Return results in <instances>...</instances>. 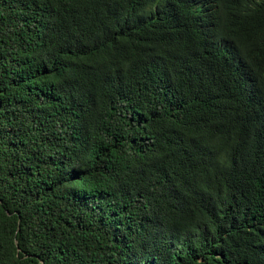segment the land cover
Listing matches in <instances>:
<instances>
[{
  "label": "trees",
  "instance_id": "obj_1",
  "mask_svg": "<svg viewBox=\"0 0 264 264\" xmlns=\"http://www.w3.org/2000/svg\"><path fill=\"white\" fill-rule=\"evenodd\" d=\"M0 264H264V0H0Z\"/></svg>",
  "mask_w": 264,
  "mask_h": 264
},
{
  "label": "water",
  "instance_id": "obj_2",
  "mask_svg": "<svg viewBox=\"0 0 264 264\" xmlns=\"http://www.w3.org/2000/svg\"><path fill=\"white\" fill-rule=\"evenodd\" d=\"M16 244H17V242H16Z\"/></svg>",
  "mask_w": 264,
  "mask_h": 264
}]
</instances>
